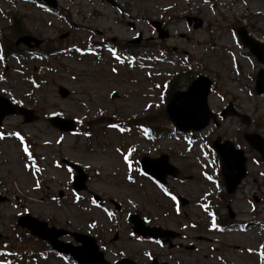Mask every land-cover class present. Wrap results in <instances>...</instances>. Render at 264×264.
<instances>
[{
	"label": "rangeland",
	"instance_id": "374dc122",
	"mask_svg": "<svg viewBox=\"0 0 264 264\" xmlns=\"http://www.w3.org/2000/svg\"><path fill=\"white\" fill-rule=\"evenodd\" d=\"M56 2L54 16L30 2L0 0V95L38 115L36 122L26 123L10 116L1 128L9 136L0 139V251L41 250L39 242L17 226L20 216L30 214L51 227L94 237L110 263L127 258L146 264L153 256L159 264H263L264 163L243 140L246 132L264 137V96H257L254 87L262 67L241 49L235 32L245 27L264 41V0ZM187 17L201 20L202 27L194 29L195 22L188 25ZM151 21H160L168 39H159ZM26 35L43 40L37 52L27 54L25 47L16 46ZM139 35L141 44L130 45L131 54L118 50ZM90 39L103 47L79 54V48L88 51ZM12 51H22L23 56L13 58ZM200 74L214 80L212 111L219 113L233 103L252 119L250 131L229 118L194 136L172 134L166 95L186 90ZM60 86L69 95L62 96ZM55 115L75 120L78 131L62 133L51 127L48 118ZM110 123L124 131L110 129ZM140 123L153 125L157 134L134 125ZM143 128L150 137H144ZM12 133L23 137L32 160ZM218 136L234 142L248 158V176L233 195L214 181L219 163L211 142ZM124 155L129 156L131 171ZM161 155L169 156L180 171L177 178L168 177L165 186L142 177L136 166L137 158ZM65 161L89 175L86 192L72 189L73 172ZM90 194L104 199L106 208L98 207ZM134 213L151 227L175 233L171 245L139 241L128 220ZM216 215L225 226L236 223L238 229L224 234L210 229ZM50 259L43 263L63 264L54 256Z\"/></svg>",
	"mask_w": 264,
	"mask_h": 264
},
{
	"label": "water",
	"instance_id": "95a60500",
	"mask_svg": "<svg viewBox=\"0 0 264 264\" xmlns=\"http://www.w3.org/2000/svg\"><path fill=\"white\" fill-rule=\"evenodd\" d=\"M198 25L201 26V23L198 22ZM239 36L242 43L247 46L256 56L257 60L264 65V43H260L259 41L249 37L243 29L239 31ZM210 86L211 81L201 77L192 84L187 93L179 94V96L174 98L168 109V115L177 128L181 130H189L190 128L200 130L206 127L212 118H215L207 105V97ZM256 90L258 94H264V70H261L256 77ZM61 94L66 96L68 93L65 90H61ZM12 113H15V111L4 112L5 115ZM19 113H24L28 120H34V117L30 114L32 112H29L28 110L20 109ZM230 114L233 113H225L224 116L226 117ZM242 121L247 124L250 122L247 117H242ZM246 139L253 148L262 154L264 158V140L258 135H247ZM215 148L221 155L229 193H233L246 173V159L244 158V153L243 151L236 150L234 145L230 142H226L224 145H221L218 141L215 143ZM167 158L168 157H165V159ZM164 166H167L166 162H164ZM170 169L174 175H178V172H175L173 167L170 166ZM148 172L164 181V178L161 177L162 174L158 173L155 169H151V171ZM134 218L142 224L138 217ZM40 225H43V228L33 226L35 227V232L60 252L71 255L81 264H105L103 262V254L98 252V247L96 246V242L94 240H88L82 235L72 234L76 241H81L83 243V247L73 248L70 244L58 242V237L67 234V232L55 230L54 228L48 230L46 224ZM27 226L32 229L31 226ZM140 228L141 226H137L135 230L145 236L150 235L156 238L167 234V232H158L160 230H150L145 232Z\"/></svg>",
	"mask_w": 264,
	"mask_h": 264
},
{
	"label": "snow or ice",
	"instance_id": "6c2138e0",
	"mask_svg": "<svg viewBox=\"0 0 264 264\" xmlns=\"http://www.w3.org/2000/svg\"><path fill=\"white\" fill-rule=\"evenodd\" d=\"M204 2H205V3H208V0H204ZM77 51H79V49H77ZM109 51L111 52V54H112V56H113L114 59H116V60L119 61L120 63H124V61L121 59V57H120L119 55H117V53H116V51H115L114 49H109ZM0 59H2V57H0ZM128 63H129V66H131V61H128ZM112 71L115 73V72H116V69L113 68ZM161 100H163V97H161ZM14 102H15V101H14ZM149 107H150V106H149ZM56 115H58V114H56ZM108 127H109L110 129H118V130L121 131V132L124 131V129H123V128H120L117 124L110 123V124H108ZM145 131H146V130H145ZM11 135L15 136V137L17 138V140H19L20 145H21V150H22V152L25 154V156L28 157L29 160H32V155H31V153H30V151H29V147L25 144L23 137H22L19 133H12ZM85 135H89V134H88V133H85ZM3 138H4L3 135H0V139H3ZM45 143H47V141H46ZM57 143H59V141H57ZM117 151H119V149H117ZM123 161H124V163H125L126 165H128V169H129V171H131V170H132V165H131V162H130V160H129V156H128V155H124V156H123ZM57 166H59V165H57ZM24 167H25V168H28L29 165H25ZM37 171H40V169H37ZM68 171H69V173H71L72 170L69 168ZM207 179L211 180L212 177L209 176V177H207ZM128 180L131 182L132 177L129 176V177H128ZM36 187H39V184H37ZM165 195H170V194H169L167 191H165ZM77 199H78V198H77ZM171 199H172L173 201H175V200H176V197H175V196H171ZM129 203H132V202L129 201ZM133 206H135V205H133ZM109 216H111V213H109ZM90 226H91V227H94L95 225H90ZM193 227H194V225H193ZM212 227H213V228H216V224L213 223V224H212ZM156 243L159 244L160 242L157 241ZM262 247H264V246H262ZM145 255H148V254L145 253ZM262 259H264V256H262Z\"/></svg>",
	"mask_w": 264,
	"mask_h": 264
}]
</instances>
